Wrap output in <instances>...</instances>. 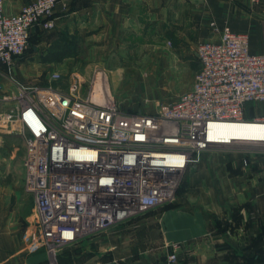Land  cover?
<instances>
[{
    "label": "crops",
    "instance_id": "crops-1",
    "mask_svg": "<svg viewBox=\"0 0 264 264\" xmlns=\"http://www.w3.org/2000/svg\"><path fill=\"white\" fill-rule=\"evenodd\" d=\"M32 1L4 0L5 12L17 14ZM54 17L53 30L32 33L34 50L46 51L58 37L76 46L77 56L43 65L61 73L54 83L60 87L81 75L85 94L97 70L112 83L160 65L175 76L174 66L188 59L195 76L197 45L219 39L216 28L223 26L248 33L251 51L264 53V0H72L66 9L57 7ZM16 62L1 67L0 89H16L18 77L39 74L21 71ZM6 120L0 118V264H54L38 242L35 200L25 189L24 136ZM79 241L61 249L55 264L150 263L165 259L175 244L177 264H264V149L207 150L161 214H140ZM87 244L101 253L86 250Z\"/></svg>",
    "mask_w": 264,
    "mask_h": 264
},
{
    "label": "built area",
    "instance_id": "built-area-1",
    "mask_svg": "<svg viewBox=\"0 0 264 264\" xmlns=\"http://www.w3.org/2000/svg\"><path fill=\"white\" fill-rule=\"evenodd\" d=\"M71 1L34 0L7 14L0 0V69L25 52L36 26L53 30L55 9ZM216 30L219 39L197 45L192 87L154 113L121 108L102 70L86 94L81 75L60 87L53 72L49 84L20 86L13 96L18 110L5 118L24 136L25 189L35 200L38 242L54 264L64 247L174 203L205 151L240 144L219 133L221 125L264 127V114H247L249 102L264 106V53L251 51L248 33ZM179 250L175 244L165 259L142 264H177Z\"/></svg>",
    "mask_w": 264,
    "mask_h": 264
},
{
    "label": "rangeland",
    "instance_id": "rangeland-1",
    "mask_svg": "<svg viewBox=\"0 0 264 264\" xmlns=\"http://www.w3.org/2000/svg\"><path fill=\"white\" fill-rule=\"evenodd\" d=\"M33 45L34 44L29 42L27 51H25L24 54L17 59L15 65L18 67V69L20 68L21 71L29 70L32 73L33 71L37 70L39 74L30 75L27 78L18 77L19 79H16L17 81L15 82L16 89L13 88L11 90H6L1 86L0 113L2 115L0 118L6 117V115L13 113L17 106V100L13 96L19 94L17 91H19L20 86H25L28 84L47 85L50 83V76L53 73V68L43 65L45 63L40 61V57L43 55L44 51L40 48L38 51H34ZM181 62L182 64H176L174 66L177 72L175 76H173L171 72H167V67L160 65L157 71H154L153 73H145L141 77L123 78L119 80L116 79V83H112V77L107 75L105 80L110 86L112 97L117 101L121 108L127 111H136L141 108V110L145 111L146 113H154L160 108L161 104H171L175 102L181 97L182 94L191 88V84H193L194 81V74L187 67L188 59H183ZM192 63L194 64V73H196L198 60L195 59ZM8 70L10 69L8 68ZM8 73H10V71H8ZM113 85L117 87L116 93H114L112 90V88H114ZM3 90H5V92ZM5 94H9L11 98L9 100H3L2 98ZM247 114H264V106L254 102H249L247 105ZM261 145L262 146H259L257 143H240L230 148L245 151H255L257 149H264V143ZM166 205L167 204L154 207L144 212L142 215L161 214L162 211L166 209ZM116 225H113V227ZM111 227L107 228L106 230H109ZM103 231L98 232L87 239H93L102 234ZM156 244L157 245L155 246L159 245L158 243ZM143 245L144 242L141 241L140 246L143 247ZM90 246V244H87L86 250L90 249L92 252L101 253L97 246ZM140 246L137 245L136 248H139Z\"/></svg>",
    "mask_w": 264,
    "mask_h": 264
},
{
    "label": "trees",
    "instance_id": "trees-1",
    "mask_svg": "<svg viewBox=\"0 0 264 264\" xmlns=\"http://www.w3.org/2000/svg\"><path fill=\"white\" fill-rule=\"evenodd\" d=\"M39 28L42 29V30H45V29H43L40 26H36L33 29V31L31 32L30 38H31L32 33L36 29H39ZM30 38H29V42L32 43ZM34 46L35 45H33V50H34ZM27 49L25 51H27ZM77 55H78V51H77L76 46L72 45V43L69 40H67V39H65L63 37H58V38H55L54 40L51 41L48 49L46 51H44L43 55H41L40 61L42 63H60V62H63L68 57H75ZM21 56H19L18 58H20ZM169 204H167L166 207ZM87 238H84V239H87ZM84 239H81V241L84 240ZM58 255H60V252H59Z\"/></svg>",
    "mask_w": 264,
    "mask_h": 264
},
{
    "label": "bare ground",
    "instance_id": "bare-ground-1",
    "mask_svg": "<svg viewBox=\"0 0 264 264\" xmlns=\"http://www.w3.org/2000/svg\"><path fill=\"white\" fill-rule=\"evenodd\" d=\"M221 134H223L226 138H230L232 140L239 143H247V144H261L264 142V127L255 126L251 123L246 124H226L221 125L219 130ZM228 141V140H227Z\"/></svg>",
    "mask_w": 264,
    "mask_h": 264
}]
</instances>
